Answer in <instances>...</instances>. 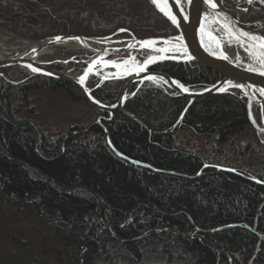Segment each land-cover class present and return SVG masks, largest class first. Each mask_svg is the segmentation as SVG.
Instances as JSON below:
<instances>
[{
	"label": "trees",
	"instance_id": "trees-1",
	"mask_svg": "<svg viewBox=\"0 0 264 264\" xmlns=\"http://www.w3.org/2000/svg\"><path fill=\"white\" fill-rule=\"evenodd\" d=\"M0 28L31 40L105 37L119 29L139 39L177 33L148 0H0ZM128 56L121 52L111 58ZM152 70L192 91L222 79L196 61L162 62ZM27 75L0 68V193L74 238L83 250L81 264H264V185L210 167L189 177L208 164L264 182V145L248 122L240 90L190 101L161 80L138 88L134 83L124 107L143 126L121 111L106 120L108 114L90 107V122L50 134L16 110L29 90L63 88L73 100L85 101L70 84ZM126 81L108 80L94 88L93 76L88 85L95 99L112 105ZM259 115L257 106L258 120ZM102 125L120 154L171 173L116 156ZM179 131L203 138L202 148L189 149Z\"/></svg>",
	"mask_w": 264,
	"mask_h": 264
},
{
	"label": "water",
	"instance_id": "water-1",
	"mask_svg": "<svg viewBox=\"0 0 264 264\" xmlns=\"http://www.w3.org/2000/svg\"><path fill=\"white\" fill-rule=\"evenodd\" d=\"M148 1L157 12L176 28V35L165 38L139 39L125 29H120L117 33L126 32L129 37L118 40L112 39L113 35L105 37H85L78 34L55 35L30 42L38 43V46L29 52L22 54L15 53L10 58L0 59V68L15 67L21 69L28 74L26 79L35 76H44L70 84L78 89L83 100L89 106L108 114L106 120H110L115 111H121L141 126L143 124L124 107L127 100V90L134 83L138 84V88L145 81L161 80L172 91L188 98L190 101L196 98L238 89L246 98L248 122L254 129L260 143L264 145V117L262 115L264 105V36L262 33L264 32V27L252 28L251 23H243L233 18L216 0H212V3L216 5L215 8H212L211 4L205 3V0H161V5L166 7V10L175 18L176 22L173 23L169 16L162 13L153 4L152 0ZM205 13H207L206 15L209 17V20L217 25L221 33L227 36L233 43L235 50L232 55L226 51L222 38L209 27V20L206 19ZM57 37L60 39L57 40ZM143 42L149 43L144 44ZM70 43H76L82 50L96 55L80 72L77 79L69 77L67 72L50 68V63L37 60L43 48L54 45L63 46ZM99 43L103 45V48L95 46ZM238 49L244 53V57L241 56ZM120 51H146L149 55L138 65L133 61L126 63L106 59L109 55ZM167 61L176 63L196 61L220 74L222 79L214 85L200 91H192L189 89L185 91L184 89L186 88L181 87L168 74L152 70V67L156 64ZM96 65L100 67L97 68ZM33 68L37 69V71H33ZM104 68H111L117 76L108 78L99 76L101 81L128 78L120 91L117 102L112 105L103 104L95 99L91 94L93 88L87 85L89 76H98L97 72ZM81 77H84L83 82H81ZM12 84H17V82ZM98 86L99 84L94 88ZM256 105L260 107V121H258L254 113ZM98 119L97 122L100 123L102 117ZM102 129L105 133L108 147L119 158L152 171L171 173L150 167L145 163L129 159L120 154L112 146L104 125H102ZM208 167L238 174L247 180L264 185V182L252 175L240 173L235 169L219 165L204 164L196 174L189 177L193 178L198 176L202 169ZM179 175L184 176L182 174Z\"/></svg>",
	"mask_w": 264,
	"mask_h": 264
},
{
	"label": "rangeland",
	"instance_id": "rangeland-1",
	"mask_svg": "<svg viewBox=\"0 0 264 264\" xmlns=\"http://www.w3.org/2000/svg\"><path fill=\"white\" fill-rule=\"evenodd\" d=\"M206 19L209 20V17L206 16ZM247 22H250V19H246L243 23ZM208 24L222 38L226 51L233 54L235 49L231 40L221 33L215 23L209 20ZM261 27H264L263 22L257 23L252 28ZM117 31L113 34L112 39H127L129 37L126 32L117 33ZM38 40L23 38L11 31L0 28V48ZM238 50L241 56L244 57V53L240 49ZM121 52H129V56L121 60L111 58L112 55ZM148 55L149 53L146 51H120L109 55L106 59L115 62L133 61L138 65ZM95 57L96 55L85 50L62 46L54 47L51 54L45 55L41 59L50 63V65L63 64L67 68L63 72H81ZM81 64H84V66H81ZM96 67L99 68L100 66L96 65ZM97 74L98 76L90 75L88 81L94 76L98 80L97 84H102L105 81H101L99 76L105 78L117 76L111 68L101 69ZM124 79L127 80L128 78ZM15 82L20 83V81L10 83ZM88 86L92 88L91 85ZM257 106L254 108L255 116ZM90 107L86 102L73 100L63 88L52 90L35 88L27 92L25 101L19 103L16 110L19 115L33 119L45 133L55 134L63 133L73 125L90 122L93 117ZM260 118L261 115H259L258 121H260ZM178 137L183 143L189 141V144L184 145L191 150L197 147L202 148L204 142L203 138L192 136L188 131H179ZM80 249L81 246L74 238L67 236L53 223L41 220L32 208L16 206L3 198L0 193V264H81L83 250Z\"/></svg>",
	"mask_w": 264,
	"mask_h": 264
},
{
	"label": "flooded vegetation",
	"instance_id": "flooded-vegetation-1",
	"mask_svg": "<svg viewBox=\"0 0 264 264\" xmlns=\"http://www.w3.org/2000/svg\"><path fill=\"white\" fill-rule=\"evenodd\" d=\"M216 1L233 18L241 22H244L243 19H250V22L247 23H252L251 27H254L257 23H264V0Z\"/></svg>",
	"mask_w": 264,
	"mask_h": 264
},
{
	"label": "bare ground",
	"instance_id": "bare-ground-1",
	"mask_svg": "<svg viewBox=\"0 0 264 264\" xmlns=\"http://www.w3.org/2000/svg\"><path fill=\"white\" fill-rule=\"evenodd\" d=\"M207 13H205V16ZM223 32V31H222ZM38 46V43H22L21 45H14V46H4V47H1L0 48V59H7V58H10L12 56L15 55V53H18V54H22L24 52H29L31 49H34L35 47ZM96 47H99V48H103V45H101L100 43L95 45ZM54 47H62V46H49V47H46V48H43L40 53H39V56L37 57V60L39 61H43V59H41V57L45 56V55H49L52 53L53 51V48ZM63 47H68V48H71V49H76V50H82L80 48V46L76 43H70V44H67V45H63ZM232 55V53H230ZM243 59V58H242ZM68 76L71 77V78H75L77 79L80 75V72H67Z\"/></svg>",
	"mask_w": 264,
	"mask_h": 264
},
{
	"label": "snow or ice",
	"instance_id": "snow-or-ice-1",
	"mask_svg": "<svg viewBox=\"0 0 264 264\" xmlns=\"http://www.w3.org/2000/svg\"><path fill=\"white\" fill-rule=\"evenodd\" d=\"M152 2H153L154 5L157 6V8H158L162 13H164V14L167 15V16H169V18L172 20L173 23L176 22V21H175V18L172 17L171 14L166 10V7H164V6L161 5V0H152ZM205 3L211 4V7H212V8H215V7H216V5H215L214 3H212V0H205ZM245 35H247V34H245ZM56 39L59 40L60 38L57 37ZM177 39H179V38H177ZM143 43H144V44H148L149 42H143ZM33 51H35V50H33ZM161 51H163V50H161ZM126 63H127V62H126ZM90 67H91V66H90ZM141 70H142V69H141ZM33 71H37V69L33 68ZM83 80H84V77H81V82H83ZM181 87H182V86H181ZM184 90L187 91V89H184ZM221 90H223V89H221Z\"/></svg>",
	"mask_w": 264,
	"mask_h": 264
}]
</instances>
